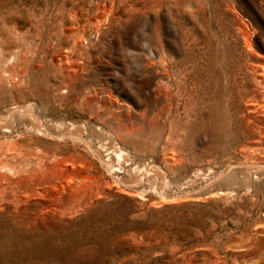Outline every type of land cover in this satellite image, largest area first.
I'll list each match as a JSON object with an SVG mask.
<instances>
[{
  "label": "rangeland",
  "instance_id": "obj_1",
  "mask_svg": "<svg viewBox=\"0 0 264 264\" xmlns=\"http://www.w3.org/2000/svg\"><path fill=\"white\" fill-rule=\"evenodd\" d=\"M0 264H264V0H0Z\"/></svg>",
  "mask_w": 264,
  "mask_h": 264
},
{
  "label": "bare ground",
  "instance_id": "obj_2",
  "mask_svg": "<svg viewBox=\"0 0 264 264\" xmlns=\"http://www.w3.org/2000/svg\"><path fill=\"white\" fill-rule=\"evenodd\" d=\"M121 157V156H120ZM108 168H111V167H108ZM113 169V168H112ZM144 176V175H143ZM146 176V175H145Z\"/></svg>",
  "mask_w": 264,
  "mask_h": 264
}]
</instances>
